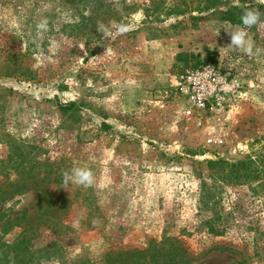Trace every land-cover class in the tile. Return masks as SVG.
<instances>
[{
    "label": "rangeland",
    "instance_id": "obj_1",
    "mask_svg": "<svg viewBox=\"0 0 264 264\" xmlns=\"http://www.w3.org/2000/svg\"><path fill=\"white\" fill-rule=\"evenodd\" d=\"M203 1L0 0V184L35 186L0 204L12 210L0 222L9 257L107 264L175 237L192 264H264V53L228 48L225 30L242 23L165 14ZM109 21L127 31L105 37L97 26L116 33ZM247 31L264 49V23ZM207 62L231 69L240 97L186 120L164 92ZM73 167L89 168L93 186L65 185Z\"/></svg>",
    "mask_w": 264,
    "mask_h": 264
},
{
    "label": "trees",
    "instance_id": "obj_2",
    "mask_svg": "<svg viewBox=\"0 0 264 264\" xmlns=\"http://www.w3.org/2000/svg\"><path fill=\"white\" fill-rule=\"evenodd\" d=\"M238 5H245V3L234 5L230 0H204L202 5L197 8L184 7L185 9H183V7L175 6L166 9L168 12L165 14L168 16L180 15L187 12L188 9L192 12L193 9L199 14L206 12L208 15H216L220 20L226 21L230 24H241L242 22L240 18L245 9ZM250 6L258 8L260 13L264 14V5ZM166 11L162 12L164 13ZM191 18L195 19L196 17L192 16ZM73 106L74 103L61 105L60 108H70ZM26 165L21 168L22 171L29 169L28 166L30 167V162L28 161ZM28 188L34 189L35 186H32L27 182L18 183L16 181H10L5 185L0 184V204H3L7 200L13 199L18 195H22ZM11 211L10 208L1 211L0 222L7 216L8 212ZM17 219V217L8 219L5 222V226L15 223ZM55 224H60V221H56ZM46 227L50 228V226ZM12 247V245L4 243L0 239V264H19L25 262L26 255L19 257L18 253L13 252L14 255L9 257V250H11ZM213 250L224 251L222 247H214ZM196 260V258L191 256L189 248L185 247L184 243L179 238L175 237H164L159 242L151 241L145 250L128 249L123 251H112L106 255L107 264H192Z\"/></svg>",
    "mask_w": 264,
    "mask_h": 264
},
{
    "label": "built area",
    "instance_id": "obj_3",
    "mask_svg": "<svg viewBox=\"0 0 264 264\" xmlns=\"http://www.w3.org/2000/svg\"><path fill=\"white\" fill-rule=\"evenodd\" d=\"M241 89V82L231 69L207 62L186 67L176 79L175 88L164 95L183 101L186 106L182 115L191 120L230 108L239 99Z\"/></svg>",
    "mask_w": 264,
    "mask_h": 264
},
{
    "label": "clouds",
    "instance_id": "obj_4",
    "mask_svg": "<svg viewBox=\"0 0 264 264\" xmlns=\"http://www.w3.org/2000/svg\"><path fill=\"white\" fill-rule=\"evenodd\" d=\"M245 9L241 16V22L243 27L236 26L235 28H229L225 31L230 36V44L228 48L242 52L250 57H259L261 53H264V49L256 47L254 41L249 36L247 29L258 26L261 23L260 10L256 7H252L249 4L238 5ZM112 28L116 29V33L110 30L108 26H105L102 22H98L97 31L101 32L105 37H111L114 34H123L127 31V26L123 24H116L115 21H109ZM48 21L47 19L41 20L37 25V32L42 33L47 31ZM26 47V44L22 45V48ZM62 181L65 185L69 183L82 186L87 189L94 184L93 172L87 167H73L70 170H64L61 172ZM41 264H46L45 261H41ZM52 264H59V260H53Z\"/></svg>",
    "mask_w": 264,
    "mask_h": 264
}]
</instances>
